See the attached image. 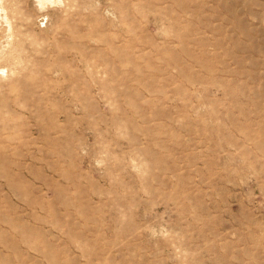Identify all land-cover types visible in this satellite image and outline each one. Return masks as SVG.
I'll use <instances>...</instances> for the list:
<instances>
[{"label":"rangeland","instance_id":"obj_1","mask_svg":"<svg viewBox=\"0 0 264 264\" xmlns=\"http://www.w3.org/2000/svg\"><path fill=\"white\" fill-rule=\"evenodd\" d=\"M0 264H264V0H0Z\"/></svg>","mask_w":264,"mask_h":264}]
</instances>
